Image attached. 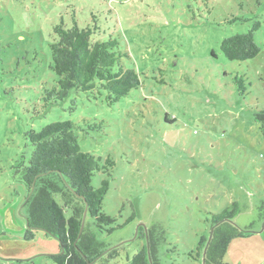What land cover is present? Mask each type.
I'll use <instances>...</instances> for the list:
<instances>
[{"label":"rangeland","instance_id":"obj_1","mask_svg":"<svg viewBox=\"0 0 264 264\" xmlns=\"http://www.w3.org/2000/svg\"><path fill=\"white\" fill-rule=\"evenodd\" d=\"M92 28L128 55L140 87L109 105L107 94L72 92L50 108L44 89L53 28ZM93 21V22H92ZM255 21L260 49L249 61H228L224 39ZM244 84L245 90H243ZM264 0H0V264H54L59 243L43 231L24 239L26 191L16 173L31 153L26 133L53 122L75 124L81 152L107 157L102 211L122 226L97 236L116 261L130 264L143 242L138 226H161L176 253L163 264H202L188 254L208 234L206 219L234 205L233 223L248 236L232 240L224 264H264ZM68 216V213L66 214Z\"/></svg>","mask_w":264,"mask_h":264},{"label":"trees","instance_id":"obj_2","mask_svg":"<svg viewBox=\"0 0 264 264\" xmlns=\"http://www.w3.org/2000/svg\"><path fill=\"white\" fill-rule=\"evenodd\" d=\"M259 28L260 22L255 21L247 33L224 39L221 53L232 62L254 59L260 52L254 40ZM98 31L96 25L81 28L76 21L70 28H65L63 23L53 28L55 41L49 45V70L57 80L50 90L44 89L45 108L66 100L72 92L94 90L105 92L111 105L140 87L139 75L123 65L122 59L128 55L119 50L114 39L96 40ZM255 118L264 136V111ZM75 127L72 122L58 121L39 132L26 133L31 153L27 164L21 161L16 171L26 191L21 207L26 223L24 239L32 240L33 232L38 230L56 239L59 253L48 256L54 264H96L105 253L106 261H116L125 246L108 250L97 236L112 234L132 222L135 215L115 228L116 220L102 211L109 181L102 180L94 188L92 179L99 173L109 175L114 163L108 157L103 159L81 152ZM236 212L232 205L231 209L210 215L206 219L208 234L200 237L189 258L202 264H224L231 241L249 235L233 223ZM134 240L143 244L130 264H163L164 257L172 258L176 253V248L167 241L166 231L158 225L138 226Z\"/></svg>","mask_w":264,"mask_h":264},{"label":"water","instance_id":"obj_3","mask_svg":"<svg viewBox=\"0 0 264 264\" xmlns=\"http://www.w3.org/2000/svg\"><path fill=\"white\" fill-rule=\"evenodd\" d=\"M142 226V225H141ZM144 227V226H143ZM118 246H120V245H118Z\"/></svg>","mask_w":264,"mask_h":264}]
</instances>
